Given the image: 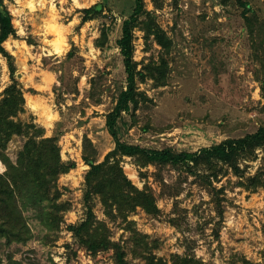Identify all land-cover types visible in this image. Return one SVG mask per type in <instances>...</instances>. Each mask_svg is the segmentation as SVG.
Here are the masks:
<instances>
[{
    "label": "rangeland",
    "instance_id": "374dc122",
    "mask_svg": "<svg viewBox=\"0 0 264 264\" xmlns=\"http://www.w3.org/2000/svg\"><path fill=\"white\" fill-rule=\"evenodd\" d=\"M144 1L147 11L174 41L171 69L168 86L156 88L153 82L140 86L151 101L136 113L135 123L130 115H124L119 127L121 140L149 149L197 152L263 127L264 100L260 83L249 72L253 61L244 8L236 0L226 6L221 0H180L178 6L173 0H159L161 9L153 0ZM245 2L251 8L248 16L264 20V0ZM98 4H105L103 14L84 22L82 10ZM3 7L10 11L16 29V35L3 44L14 58L15 77L24 87L25 98L33 96L52 121L42 122L40 114L27 105L21 119L34 120L49 137L60 136L63 160L74 161L77 167L59 180L62 201L69 202L71 209L65 213L57 241L49 242L47 231L28 214L34 240L26 246L0 245L1 264H9L10 256L22 264H58L53 255L59 256V252L64 254L60 258L67 257V264H82L81 260L89 264L68 227L86 217L84 177L90 167L83 159L85 138L92 141L98 162L115 148L105 116L115 108L119 92L127 87L118 41L134 4L130 0H3ZM103 31L108 42L101 50L96 41ZM135 47L139 63L157 60L162 52L155 42L147 44L139 30L135 32ZM100 72L104 76L98 82L102 104L95 105L90 98L91 80ZM11 83L8 61L0 54V94ZM22 146L23 140L15 138L8 150L11 158H16ZM256 156L253 161L241 162L243 180L232 176L217 184L227 188L219 238L215 230L220 218L210 195L199 185L185 183L176 200L162 197L151 175L153 167L149 182L156 190L162 213L151 217L138 210L130 220L138 231L160 242L155 254L168 261L172 255H185L190 248L203 264H242V259L264 264V188L251 193L237 186L240 180L247 183L264 172V148ZM124 169L142 189L144 182L131 159H125ZM5 171L0 162V174ZM165 175L169 182L178 176L173 171ZM95 212L99 219H105L98 200ZM172 218H178L180 228L170 223ZM112 231L114 241L123 240L128 260L144 264L132 257L128 234L116 226ZM92 264H115L113 254H102L98 262L92 258Z\"/></svg>",
    "mask_w": 264,
    "mask_h": 264
},
{
    "label": "trees",
    "instance_id": "16d2710c",
    "mask_svg": "<svg viewBox=\"0 0 264 264\" xmlns=\"http://www.w3.org/2000/svg\"><path fill=\"white\" fill-rule=\"evenodd\" d=\"M130 1L134 4L133 12L123 22L122 37L118 41L127 87L119 92L115 108L105 116L106 127L115 141V148L102 162H98V153L92 141L85 138L83 159L90 167L84 177L86 217L68 229L73 234L75 246L96 262L102 254L112 253L115 264H132L122 244L123 240H113L112 226H116L124 234H128L126 241L131 246L132 257L142 260L144 264H203L190 248L183 256L172 255L170 261L159 258L155 251L160 248V242L138 231L136 223L130 220L138 210L151 217H158L162 213L158 206L156 190L149 182V169H155L151 175L159 186L162 197L176 200L184 192L185 183L196 184L204 189L210 195L220 218L215 230L216 237L219 238L226 210L224 203L227 188L217 187V184L232 176L243 180L245 170L240 164L255 160L257 151L264 148V126L253 134L239 139H228L197 152L177 151L173 148L149 149L123 142L119 127L124 115H130L134 120L140 108L151 101L147 94L141 91L140 86L147 82H153L156 88L168 86L171 69L169 58L174 48L173 39L161 28L154 14L147 11L145 1ZM173 1L176 6L179 5L180 0ZM231 1L233 0H221V3L226 6ZM236 1L244 8L245 28L251 41L253 65L249 72H252L255 80L260 83L264 100V20L256 15L248 16L251 8L245 0ZM153 2L157 9L162 8L159 0ZM0 4H3V0ZM105 7V4H98L82 10L85 15L83 21L98 18L103 14ZM137 30L143 33L147 44L153 41L161 48L162 52L157 60L152 58L143 63L135 60ZM15 35L16 29L10 11L6 7L0 8V54L8 61L12 81L0 94V162L6 168V171L0 174V245L7 248L15 245L26 246L34 240L28 214H32L47 231L49 242L57 241V233L64 223L65 213L71 209L69 202L62 201L63 192L59 180L61 176L77 167L76 162L63 160L60 136L55 134L49 137L46 129L34 120L25 122L21 119V116L27 113L25 90L15 77L17 70L13 56L3 47L4 42ZM107 42V33L103 31L96 41V47L104 50ZM71 56L70 53L69 57ZM100 75L103 73L100 72L99 76L91 80L90 98L95 105L102 104V92L99 91L98 82L99 78L104 76ZM15 138H21L23 146L13 159L8 150ZM126 158L131 159L144 182L142 189L125 172ZM172 171L178 176L174 182H169L165 173ZM190 179L193 180L190 182ZM241 180L237 186L245 191L255 193L264 188L262 171L247 183ZM96 200L103 208L104 220L96 215ZM178 209L176 203L175 213ZM170 223L180 228L178 218H172ZM241 261L242 264H252L245 259ZM8 263L22 264L13 261L12 256L9 257Z\"/></svg>",
    "mask_w": 264,
    "mask_h": 264
},
{
    "label": "bare ground",
    "instance_id": "6f19581e",
    "mask_svg": "<svg viewBox=\"0 0 264 264\" xmlns=\"http://www.w3.org/2000/svg\"><path fill=\"white\" fill-rule=\"evenodd\" d=\"M27 102H28V106H29L33 111H35V112H37L38 114H40V116L43 118V120H44L45 122H47V121L49 120V123H51L52 118H51V117L48 118L47 116H45V115L43 114V110H42L41 106L38 105V104L36 103V100H35L34 97H30L29 100H28Z\"/></svg>",
    "mask_w": 264,
    "mask_h": 264
},
{
    "label": "built area",
    "instance_id": "2783aa9c",
    "mask_svg": "<svg viewBox=\"0 0 264 264\" xmlns=\"http://www.w3.org/2000/svg\"><path fill=\"white\" fill-rule=\"evenodd\" d=\"M58 254H59V256L53 255L54 261H56V263L60 264V262H63V260H64V263L63 264H67L68 263L67 257L64 256V258H60V256H62L64 254L61 253V252H59ZM80 254L83 257V259L85 258V260L89 261V264H92V258L90 256H88L86 254V252L81 251ZM81 263L84 264V261L81 260Z\"/></svg>",
    "mask_w": 264,
    "mask_h": 264
},
{
    "label": "crops",
    "instance_id": "0c3cea01",
    "mask_svg": "<svg viewBox=\"0 0 264 264\" xmlns=\"http://www.w3.org/2000/svg\"><path fill=\"white\" fill-rule=\"evenodd\" d=\"M33 97V96H32ZM26 99H27V101L29 100L27 97H26ZM27 107H29L28 106V102H27ZM30 108V107H29ZM31 109V108H30ZM32 110V109H31ZM40 116V115H39ZM48 118H49V114H48ZM42 120V119H41ZM42 122H44V123H47V124H49V120L47 121V122H45L44 120H42Z\"/></svg>",
    "mask_w": 264,
    "mask_h": 264
}]
</instances>
